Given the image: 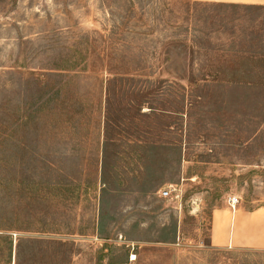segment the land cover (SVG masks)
I'll use <instances>...</instances> for the list:
<instances>
[{"label": "rangeland", "instance_id": "1", "mask_svg": "<svg viewBox=\"0 0 264 264\" xmlns=\"http://www.w3.org/2000/svg\"><path fill=\"white\" fill-rule=\"evenodd\" d=\"M262 206L264 6L0 0V264H264Z\"/></svg>", "mask_w": 264, "mask_h": 264}, {"label": "crops", "instance_id": "2", "mask_svg": "<svg viewBox=\"0 0 264 264\" xmlns=\"http://www.w3.org/2000/svg\"><path fill=\"white\" fill-rule=\"evenodd\" d=\"M199 2L231 5L264 6V0H196ZM233 222V237L229 227ZM212 244L218 247L250 248L264 250V206L253 211H235L231 218L215 213L211 230Z\"/></svg>", "mask_w": 264, "mask_h": 264}, {"label": "built area", "instance_id": "3", "mask_svg": "<svg viewBox=\"0 0 264 264\" xmlns=\"http://www.w3.org/2000/svg\"><path fill=\"white\" fill-rule=\"evenodd\" d=\"M175 190V188L173 186H168L167 188L161 190L159 193L162 197L168 198L170 196H172L173 191ZM238 203L237 199H232L231 200V206L233 208H235V205Z\"/></svg>", "mask_w": 264, "mask_h": 264}]
</instances>
